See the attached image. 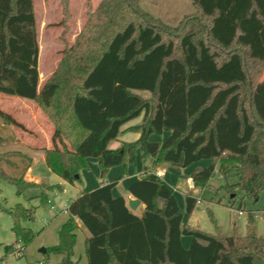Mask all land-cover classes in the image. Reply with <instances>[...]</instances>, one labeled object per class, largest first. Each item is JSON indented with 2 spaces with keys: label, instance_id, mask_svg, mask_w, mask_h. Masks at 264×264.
<instances>
[{
  "label": "trees",
  "instance_id": "trees-1",
  "mask_svg": "<svg viewBox=\"0 0 264 264\" xmlns=\"http://www.w3.org/2000/svg\"><path fill=\"white\" fill-rule=\"evenodd\" d=\"M134 2L99 0L40 84L34 0H0V92L31 99L47 115L54 130L52 146L42 149L44 162L69 183L80 179L87 158L97 159L104 177L112 166L134 164L140 151L152 165L209 160L191 172L200 188L211 187L217 170L226 179L228 169L237 168L238 181L226 180L224 188L257 200L264 195V117L258 112L264 97L255 98L264 86V0H193L197 15L180 32L152 23ZM61 3L64 23L68 0ZM139 116L141 123L129 128L140 136L110 148L122 126ZM6 125L27 129L0 108V145L18 144L3 136ZM33 161L32 154L0 150V179L17 194L41 186L45 203L54 185L25 178ZM117 181L82 191L68 204L57 243L45 248V256H60L54 264H78L73 247L80 224L88 232V264H264V238L249 227L250 218L240 236L191 227L172 189L146 166L128 185L144 204L134 213L124 196L113 195ZM184 197L191 215L198 199ZM36 207L4 208L22 247L35 233L21 223L33 220ZM183 235L191 238L188 247Z\"/></svg>",
  "mask_w": 264,
  "mask_h": 264
},
{
  "label": "rangeland",
  "instance_id": "rangeland-1",
  "mask_svg": "<svg viewBox=\"0 0 264 264\" xmlns=\"http://www.w3.org/2000/svg\"><path fill=\"white\" fill-rule=\"evenodd\" d=\"M98 1L68 0L67 9H69L70 17L66 22L59 23L64 17L63 9H61V0H34L39 42L38 71L42 75V79L46 75H49L55 68L61 58L60 50L65 44L71 43L76 33L83 26L82 24L87 18V12ZM134 5L138 11L147 13L152 23H158L168 27L172 32L187 30L191 27L188 25L186 29H183L187 18L197 15V8L194 6L193 0H135ZM261 77L264 78V73ZM261 90H264V86L258 89L255 98L257 97L262 100V96L264 97V95L261 93ZM139 94L145 97L149 95L147 91H141ZM262 102L260 101L258 112L264 117V105H262ZM31 107L40 108L31 99L10 96L0 92V108L6 113H9L18 122H23L22 124L24 125L32 126L33 124L31 122ZM42 113L44 114L43 111ZM39 123L42 122L40 121ZM39 133L38 130H33V128H31V131L28 128L23 130L13 125H6L4 131H2L3 136L16 138L18 144L0 145V150H20L21 152L32 154L34 161L30 167L31 174L37 177L38 181H43L47 185H54V187L47 190L46 202L41 203L39 201L41 186H32L27 188L22 194H17L13 184L4 179H0V264H54L59 258L58 255L53 253L45 256L41 250L42 248H48L57 243V230L68 217L65 208L68 206L70 198L76 196V190L73 186L65 184L62 178L49 169L43 161L39 160V156L35 154V152L42 153L40 149L45 145L43 139L46 137L41 134L39 136ZM165 135H152L151 140L163 139ZM115 143L116 140H113L109 147L111 148ZM138 157L141 159L140 156ZM95 159H88L89 165L87 164V167L83 168V179L75 183L77 189L80 187L83 189H91L96 185L93 183L102 178L99 174L100 170L97 165V159L94 161ZM197 163L203 165L206 161L200 160L193 163L191 169L198 166ZM179 166L180 168L176 164H168L166 166L167 173L163 179L173 186L172 190L178 199L180 208L183 210L185 215L184 220L189 226L219 236L233 234L240 236L247 233V222L250 218L252 223L249 227H255L256 234L264 238L263 193L261 192L259 194L260 197L254 201L252 198L244 196L240 189L228 190L223 186L226 180L229 183H236L238 181L237 168L228 169L226 179L217 170L211 180L219 182L218 185L214 186L211 184V187L207 186L205 188L196 187L190 176L180 177L178 184H181V187L179 189L174 185V180L178 171L182 172L185 168L182 165ZM183 173L187 174L189 172ZM170 177H172V180ZM122 186L123 183L117 186L116 191L122 192ZM187 194H192L198 199V203L191 215L185 213L184 196ZM17 202H21L28 207L32 205L37 206L33 214V220L22 221L21 223L22 226L30 228L35 233V236L31 242L23 246V253L18 256L15 252L17 253L19 251L21 242H16L15 233L12 231L13 218L4 210V208L9 209L14 207ZM238 211L242 213L239 214ZM181 238L183 244L188 247V242L191 238L185 235ZM81 240V236L79 235L75 246L76 251L78 250V243H81ZM12 244H14L12 251L7 252L5 247Z\"/></svg>",
  "mask_w": 264,
  "mask_h": 264
},
{
  "label": "crops",
  "instance_id": "crops-1",
  "mask_svg": "<svg viewBox=\"0 0 264 264\" xmlns=\"http://www.w3.org/2000/svg\"><path fill=\"white\" fill-rule=\"evenodd\" d=\"M47 76L48 75H46L45 78ZM45 78L42 79V75L40 74V82L41 83L45 80ZM31 111H32L31 112V116H32L31 117V122L33 123L32 126H28L27 124H25V125L23 124V125L26 128H28L30 131H31V128H33V130H38L40 132L39 136L43 135L44 137H46L45 139H43L44 142H45V145H44L43 148H45V149L50 148L52 146V140H51L52 137H51V135H52V132L54 130V126H53L52 122L49 121V119L47 117H45V115L42 113L40 108L35 107V108H32ZM141 117L142 116L134 118L133 120H130V121L126 122V124H124L122 126V129L124 131H122L119 134V137L116 140V143L113 144L112 147H116L120 142L133 141V140L137 139L140 136L138 132L130 130L129 127L141 123ZM40 121L42 123H39ZM21 123H23V122H21ZM42 149H40V150L42 151ZM35 154H37L39 156V160L44 162V154L43 153L35 152ZM138 156H140L141 159H139ZM137 158H136V162H137V160H138V162L137 163L135 162L134 164H127V166H122V165L112 166L110 168V170L108 171V173L104 177L98 179L96 182L93 183V184H96V185H94L95 187H92L91 189H86V188L83 189L81 187L79 189H77V187H75L76 181H74L73 183H69L66 180H63V179L62 180H63V182L65 184L73 186L75 188V190H76L75 191L76 192L75 195L78 196L82 191H91V190L95 189L97 186H99L101 184H104V183H107V182H110L113 178H117V180H118L117 183L118 184L112 190L113 195H115V196H117V195L124 196V198L126 199V201L128 203V198H133L134 197V196H132V194H130L128 192V190H127L128 189V185L130 184V182H132L133 180L139 178L142 175V173L144 171V167L146 166V167H152L154 172L159 171V170H163V175L160 176V178L162 179L163 182H165L172 189L173 186H171V184H169V182H167V181H165L163 179V177L167 173L166 166H168V164L171 165L170 163L162 162V163H159L158 165H152V158L150 156H147V155H142L140 151H138ZM88 159L89 158H87V164H88ZM94 161H96V159ZM205 161H206V163L203 164L204 166L207 165L209 160H205ZM175 164H176V166H178V168H180L179 165H181V163H175ZM197 164L201 165L199 163H197ZM193 168L191 169V166H188V167H185L184 169L182 168L183 169L182 172L178 171V173H177V175L175 177V180H174V182H175L174 185L177 186V188L180 189V187H181V184H178L179 183V181H178L179 178L180 177H184V176H187V177L191 176V172L193 171ZM83 170L84 169H82L80 171V179H79V181L83 179V175H84V171ZM183 172H189V173L185 174ZM25 178L28 179L29 181H32V180L33 181H38V178L35 177L33 174H31V169L30 168H28V171L25 174ZM170 179L172 180V177H170ZM121 183H123L122 192L116 191V189H117L116 187L121 185ZM76 196H74L73 198H75ZM73 198H70V202L72 201ZM143 209H144V204H142L141 201H140V203L137 206V208L134 209V210L133 209H131V210L134 213H140ZM66 215H67V211H66ZM76 232H77V236H76V241H75V244H74V247H73L74 248V258L78 259V264H88L87 263V258H86V253H85V248H84V240H85L86 236L88 235V232L86 231V229L81 224H80L79 228L76 230ZM79 235L81 236L82 240H81V243H78V250L76 251L75 246H76L77 239L79 238ZM189 242H188V244H189ZM181 243H182V245H184L183 242H182V238H181ZM184 247H186V245H184ZM43 253H45V252H43ZM58 257H59L58 258V261H59L60 260V256L58 255Z\"/></svg>",
  "mask_w": 264,
  "mask_h": 264
},
{
  "label": "water",
  "instance_id": "water-1",
  "mask_svg": "<svg viewBox=\"0 0 264 264\" xmlns=\"http://www.w3.org/2000/svg\"><path fill=\"white\" fill-rule=\"evenodd\" d=\"M218 183L219 182H217V181L210 180V184H212L214 186L218 185ZM139 203H140V200L138 198H135V197L128 198V206H129L130 209H133V210L136 209L137 206L139 205ZM41 251L42 252H46V249L42 248Z\"/></svg>",
  "mask_w": 264,
  "mask_h": 264
},
{
  "label": "built area",
  "instance_id": "built-area-1",
  "mask_svg": "<svg viewBox=\"0 0 264 264\" xmlns=\"http://www.w3.org/2000/svg\"><path fill=\"white\" fill-rule=\"evenodd\" d=\"M155 174H156V176L160 177V176L163 175V170L156 171ZM238 212H239V214L242 213L241 211H238ZM23 250H24V249H23V247H22L21 244H20V245H19V251H18L17 253L15 252V254H17V256H18V255H21V254L23 253Z\"/></svg>",
  "mask_w": 264,
  "mask_h": 264
},
{
  "label": "bare ground",
  "instance_id": "bare-ground-1",
  "mask_svg": "<svg viewBox=\"0 0 264 264\" xmlns=\"http://www.w3.org/2000/svg\"><path fill=\"white\" fill-rule=\"evenodd\" d=\"M189 181H190V179H189Z\"/></svg>",
  "mask_w": 264,
  "mask_h": 264
}]
</instances>
